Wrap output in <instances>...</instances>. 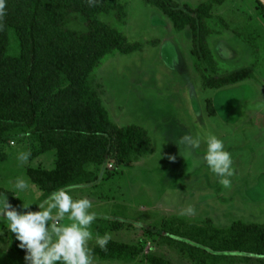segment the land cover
<instances>
[{
    "label": "rangeland",
    "instance_id": "rangeland-1",
    "mask_svg": "<svg viewBox=\"0 0 264 264\" xmlns=\"http://www.w3.org/2000/svg\"><path fill=\"white\" fill-rule=\"evenodd\" d=\"M118 1L125 5L124 21L114 12L100 14L99 20L142 49L105 57L92 75L93 87L114 124L142 126L151 143L150 152L138 160H123L112 150L105 163L95 166L94 182L72 186L73 198L91 199L97 215L90 227L93 264H151L150 255L161 264H204L197 251V261L186 254L194 242L167 229L181 228L179 220L224 229L238 221L264 225V11L256 0H179L194 10L206 6L209 14L204 18L206 39L194 47L192 28L177 31L168 16L145 0ZM84 22L80 17L70 27L86 30ZM8 36L6 55L17 57L18 36L14 30ZM248 71L254 76L245 77ZM239 72L245 76L234 81ZM26 129L17 127L0 144V156L7 155L0 161V200L38 210L33 206L42 203V191L28 169L42 143ZM208 135L222 139L231 154L233 175L227 186L202 159ZM185 136L199 140V147L188 146ZM23 153H30L27 162L18 159ZM41 155L37 168H56ZM18 178L29 183L27 191L15 188ZM59 223L72 221L65 216ZM3 228L0 264H26L25 255L11 250L13 234L0 220L1 234ZM105 234L109 242L131 247L137 255L130 260L103 257L96 238ZM217 264L264 263L236 258Z\"/></svg>",
    "mask_w": 264,
    "mask_h": 264
},
{
    "label": "trees",
    "instance_id": "trees-1",
    "mask_svg": "<svg viewBox=\"0 0 264 264\" xmlns=\"http://www.w3.org/2000/svg\"><path fill=\"white\" fill-rule=\"evenodd\" d=\"M145 1L168 16L177 31L192 28L194 47L206 39V6L194 10L188 4L180 6L177 0ZM256 1L264 11L263 4ZM4 2L5 14L0 16V144L16 134L17 127H25L42 143L33 158L56 150L55 169H28L31 181L42 191L40 202L61 188L94 182L95 166L105 163L112 150L123 160L147 155L151 143L147 130L139 125L114 124L93 87L92 75L105 57L115 51L131 54L142 49V44L130 42L120 30L99 20L100 14L114 12L124 21L125 5L118 0ZM80 17L86 30L72 29L70 24ZM9 30L15 31L20 42L17 57L6 55ZM242 75L234 74V81L254 76L251 71ZM6 158L2 155L0 161ZM179 224L181 228L167 231L196 244L186 250L195 261L201 254L204 264L236 258L264 263V225L238 221L224 229L185 220ZM11 245L14 253L25 255L14 234ZM102 251L103 257L123 260L137 255L133 248L115 242H109ZM233 252L260 257L225 254ZM148 261L161 264L152 255Z\"/></svg>",
    "mask_w": 264,
    "mask_h": 264
},
{
    "label": "clouds",
    "instance_id": "clouds-1",
    "mask_svg": "<svg viewBox=\"0 0 264 264\" xmlns=\"http://www.w3.org/2000/svg\"><path fill=\"white\" fill-rule=\"evenodd\" d=\"M4 14L5 2L0 0V16ZM183 142L196 148L200 144L199 140L189 136L183 137ZM206 144L204 163L221 178L223 185H229L233 161L224 141L208 135ZM29 155L23 153L18 159L27 162ZM29 187L23 178L15 181V188L20 192ZM72 192L71 186L54 191L46 201L36 204L38 210H31V205L24 203L13 206L8 198L0 200V220L7 223L8 230L19 242V248L25 251L26 264H93V250L89 247V241L93 239L90 227L97 219L96 213L91 211L93 201L88 197L74 199ZM65 216L72 223H59ZM110 239V235L105 234L96 238V244L106 249Z\"/></svg>",
    "mask_w": 264,
    "mask_h": 264
},
{
    "label": "crops",
    "instance_id": "crops-1",
    "mask_svg": "<svg viewBox=\"0 0 264 264\" xmlns=\"http://www.w3.org/2000/svg\"><path fill=\"white\" fill-rule=\"evenodd\" d=\"M177 1L179 3H181L179 0H177ZM54 155L55 154L53 152H48V153L42 154L41 157L45 156L46 158H48V162H50V165H51V164H53V162H55V159H54L55 156ZM40 163L41 162H40V157H39L37 159L35 158V160L33 159V161L30 162L29 164H31L32 167L37 168L40 166ZM47 169H51V168H47ZM13 190H15V188ZM4 234H6V232H5V229L3 228L2 234L0 233V239L4 237Z\"/></svg>",
    "mask_w": 264,
    "mask_h": 264
},
{
    "label": "water",
    "instance_id": "water-1",
    "mask_svg": "<svg viewBox=\"0 0 264 264\" xmlns=\"http://www.w3.org/2000/svg\"><path fill=\"white\" fill-rule=\"evenodd\" d=\"M262 4H263V6H264V0H259Z\"/></svg>",
    "mask_w": 264,
    "mask_h": 264
},
{
    "label": "built area",
    "instance_id": "built-area-1",
    "mask_svg": "<svg viewBox=\"0 0 264 264\" xmlns=\"http://www.w3.org/2000/svg\"><path fill=\"white\" fill-rule=\"evenodd\" d=\"M111 166H112V164H111Z\"/></svg>",
    "mask_w": 264,
    "mask_h": 264
}]
</instances>
